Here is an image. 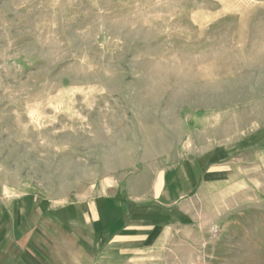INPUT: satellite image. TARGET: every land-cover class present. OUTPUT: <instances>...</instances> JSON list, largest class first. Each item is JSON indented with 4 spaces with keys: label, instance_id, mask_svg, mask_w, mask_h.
Instances as JSON below:
<instances>
[{
    "label": "rangeland",
    "instance_id": "374dc122",
    "mask_svg": "<svg viewBox=\"0 0 264 264\" xmlns=\"http://www.w3.org/2000/svg\"><path fill=\"white\" fill-rule=\"evenodd\" d=\"M27 199L150 232L107 264H264V0H0V214Z\"/></svg>",
    "mask_w": 264,
    "mask_h": 264
},
{
    "label": "crops",
    "instance_id": "0c3cea01",
    "mask_svg": "<svg viewBox=\"0 0 264 264\" xmlns=\"http://www.w3.org/2000/svg\"><path fill=\"white\" fill-rule=\"evenodd\" d=\"M13 205L11 202L0 214V264H107L109 254L127 255L148 246L140 239L150 232L119 210L78 214L79 222L74 224L78 231L85 230L83 245L64 230L63 213L41 211L39 203L29 199ZM109 216L116 220H105ZM159 232L152 238L157 239ZM134 262L130 258L127 264Z\"/></svg>",
    "mask_w": 264,
    "mask_h": 264
}]
</instances>
